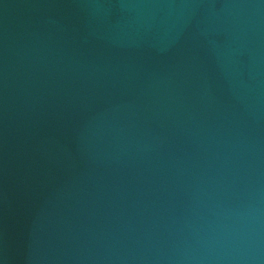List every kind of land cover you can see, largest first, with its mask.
<instances>
[{
    "label": "water",
    "instance_id": "1",
    "mask_svg": "<svg viewBox=\"0 0 264 264\" xmlns=\"http://www.w3.org/2000/svg\"><path fill=\"white\" fill-rule=\"evenodd\" d=\"M0 264H264V0H0Z\"/></svg>",
    "mask_w": 264,
    "mask_h": 264
}]
</instances>
